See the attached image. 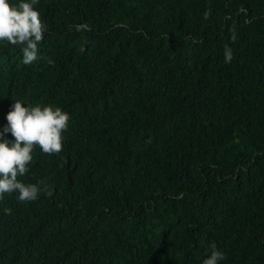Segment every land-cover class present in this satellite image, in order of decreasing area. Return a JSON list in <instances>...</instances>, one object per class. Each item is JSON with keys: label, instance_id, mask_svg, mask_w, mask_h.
I'll return each instance as SVG.
<instances>
[{"label": "trees", "instance_id": "16d2710c", "mask_svg": "<svg viewBox=\"0 0 264 264\" xmlns=\"http://www.w3.org/2000/svg\"><path fill=\"white\" fill-rule=\"evenodd\" d=\"M36 7L38 61L0 42V130L14 100L70 120L18 177L40 198L0 200V264H264V0Z\"/></svg>", "mask_w": 264, "mask_h": 264}, {"label": "clouds", "instance_id": "9594fccd", "mask_svg": "<svg viewBox=\"0 0 264 264\" xmlns=\"http://www.w3.org/2000/svg\"><path fill=\"white\" fill-rule=\"evenodd\" d=\"M39 0H0V42L21 48L22 63L32 65L39 60V44L47 32L37 10ZM235 39V36L232 37ZM234 58L231 47H224V62ZM69 113L51 105L25 106L21 100H14L6 115V125L0 130V200L7 194H18L20 202H32L40 198L39 184L24 183L23 177L29 171L33 151L39 147L43 153L62 151V133L67 130ZM8 134L14 139H8ZM10 214L11 209H4ZM225 253L211 246L209 254L201 264H222Z\"/></svg>", "mask_w": 264, "mask_h": 264}]
</instances>
